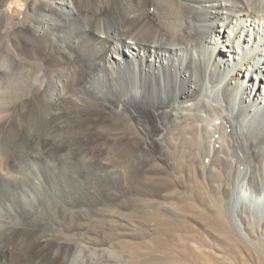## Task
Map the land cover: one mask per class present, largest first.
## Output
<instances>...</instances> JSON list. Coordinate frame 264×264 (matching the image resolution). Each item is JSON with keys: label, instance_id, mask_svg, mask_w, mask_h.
Returning <instances> with one entry per match:
<instances>
[{"label": "bare ground", "instance_id": "bare-ground-1", "mask_svg": "<svg viewBox=\"0 0 264 264\" xmlns=\"http://www.w3.org/2000/svg\"><path fill=\"white\" fill-rule=\"evenodd\" d=\"M0 159V264H111L74 226L155 161L264 236V0H0Z\"/></svg>", "mask_w": 264, "mask_h": 264}, {"label": "rangeland", "instance_id": "rangeland-1", "mask_svg": "<svg viewBox=\"0 0 264 264\" xmlns=\"http://www.w3.org/2000/svg\"><path fill=\"white\" fill-rule=\"evenodd\" d=\"M42 146H44V145L42 144ZM152 149H153V151L155 150L154 151L155 153H159V151H160V148L158 147V145H154L152 147ZM100 150L103 152L102 149H100ZM100 150H97V151H99V153L97 151L96 152L98 154L102 155V152ZM156 150H158V151H156ZM159 162L160 161H155L154 163L152 162L153 165H152V163L150 164V167L152 168L150 170L152 172L149 171L150 174H149V172H145L146 174L143 172V173H140L139 175L138 174H136V175L131 174V175H129L130 176L129 178L127 176L128 179H126V182H125L126 186L124 187V185H123V187H124L123 191L126 190L125 191L126 192L125 196H126L128 186H130L129 188L132 187L131 194H133L132 195L133 198L129 197L127 195V197L115 199L114 200L115 202L112 203V206H106V207L101 206L100 207L97 205L99 209L101 208L100 210L98 208L96 209L95 207L90 208V210L91 209L93 210V211L92 210L90 211L91 220H89V221L85 220V221L80 222L79 220L76 219L77 223L79 225L77 224L74 227L75 228L79 227V229H81L80 233H83V235L86 234L85 236L86 237L89 236L88 238L92 237V238H97V240H100V238H102L101 237L102 235L104 237H106L107 243L103 246V248L110 251V253H112L111 261H113L114 263L111 262V264H130V263L133 264L134 260L135 261L138 260V263L140 261L139 264H141V263L143 264V263L149 262V261H150L149 263L152 264L153 260L155 262L154 264H196V263L197 264H264V236L258 234L259 226H257L256 224L253 225V234L254 235H251L248 232L249 233L248 236H249L250 241L246 240L243 236H241L238 233V231L235 229L234 226H232L231 223L228 224L229 221L227 218L223 219V217L218 216L216 214L217 207H215V204H214V202H216L215 200L213 201V199H208V201L210 203L212 201V203L211 204L209 203V204L212 207L214 206L213 208H211V207L208 208V207H206V205L203 206L202 203H200L199 201L197 202L196 198L193 201L192 200L188 201L189 200V196H188L189 194L185 188V184H186L185 175H183L182 173L179 174L178 177H176L177 175H174L176 178L175 179L172 174H170L168 172L163 173L162 170L158 169L161 166V162L160 163ZM0 166H2L1 159H0ZM1 168L2 167H0V175H2L4 177L5 171H3ZM153 170H154V172H157V174L154 173ZM153 174H155V175H153ZM180 175L181 176L183 175L182 178ZM140 176H142V178ZM180 178H181V180H180ZM183 178H184V180H183ZM135 179H137L136 180L137 182L135 181ZM140 180H141V182H140ZM195 180H197V181L199 180V183L202 185V187L205 186L203 181H201L200 179L195 178ZM129 181L130 182L133 181V182L129 183ZM151 181H152V184H151ZM161 181H163V184H161L162 183ZM127 183H129L130 185H128ZM148 183H150V184H148ZM179 183H181L182 185L181 184L179 185ZM170 184H171V186H170ZM141 185H142V188H141ZM148 187L152 188V190H153V187H155L154 190L156 189L157 191H160L158 189H161L160 193H164V194H160L159 192H156L157 194H155V192H153V194L151 195L150 192H152V190L150 191V189ZM178 187L179 188L182 187V190H181V188L179 189ZM134 188H135V190H133ZM143 188H145V189H143ZM139 189H141V190H139ZM132 191H135L136 193L135 192L132 193ZM174 191H175V193H174ZM137 192L139 193V196H138ZM140 193H141V195H140ZM167 193H169V194L167 195ZM185 193H187V194H185ZM165 195L168 198L165 197ZM171 195H173V196H171ZM181 197H182V199H181ZM138 198H140L139 201H138ZM150 198H151V202H149ZM121 199H122V201H121ZM123 199H125L124 200L125 202L123 201ZM130 199H132V200H130ZM146 199L147 200L149 199V200L147 201ZM159 199H161V202L159 201L160 203L157 202ZM174 199H175V201H174ZM170 200H172L173 202L172 201L170 202ZM182 200H183V202H182ZM163 201H164V203H163ZM166 201L168 202V204ZM119 202H121V203H119ZM141 202L144 203V206L141 205V204H143ZM147 202H149V204ZM153 202L154 203L156 202L158 205H155L156 203L153 204ZM115 203H116V205H115ZM169 203H171V204H169ZM207 204H208V202H207ZM152 205H155V207L154 206L151 207ZM159 205H162L163 207L159 206ZM122 206L124 209L122 208ZM147 206H150V207H147ZM169 206H170V208H169ZM141 207H143L144 210H142L143 208H141ZM156 207L157 208L161 207V209L160 208L157 209ZM104 208L108 209V211L105 210ZM153 208H155V209H153ZM120 209H121V211H119ZM132 209L134 210V212ZM112 210H114V211H112ZM213 210L215 211V213ZM99 211L101 213L102 212L103 213L101 214ZM115 211L117 213H115ZM129 211H131V212H129ZM136 211H138L139 213ZM211 211H213V212H211ZM95 212H96V214H95ZM106 212L107 213L110 212V213L105 214ZM115 214H116V216H115ZM126 214H127V216H126ZM135 214L138 216H136ZM208 214H210L209 217L207 216ZM215 214L217 215V217L215 216ZM117 215L121 216L122 219L125 218L126 220H122L121 218H117L118 217ZM92 216H93V218H92ZM130 216H132V217H130ZM133 217H135V218H133ZM131 219L133 222L130 221ZM215 219H216V221H215ZM96 220H97V222H96ZM222 220L224 223L222 222ZM217 221H219V222H217ZM127 222L130 223L131 226L127 225L128 224ZM144 222H146V223H144ZM148 222L149 223L152 222V223L149 224ZM92 223H93V225H92ZM111 223L112 224L114 223V224L112 225ZM142 223H144L145 226H142V225H144ZM85 224H86V226H85ZM121 224L123 225V226H121L122 228L120 227ZM124 224L126 227L124 226ZM140 224H142V225H140ZM226 224L228 225V227ZM114 225H115V228H114ZM153 225H154V228H153ZM132 226H133V228H131V230H130V228H128V227H132ZM136 226H138V227H136ZM150 226H152L151 227L152 230H150V232L152 234L148 230V229H150V228H148ZM101 229L103 231H101ZM88 230H89V232H88ZM118 230H119V232L122 231V233H124L126 230H127V232H125L124 233L125 235H124V234H120L118 232ZM139 230H140V232H138ZM145 230H147V232L150 235ZM142 231H143V233H142ZM152 231H155V233H153ZM231 232L235 233L236 236H235V234H232ZM107 233H108V235H107ZM112 233H113V236H112ZM126 233H128V235ZM136 233H137V235H136ZM138 233H140V234L138 235ZM144 233H145V235H144ZM154 234L156 235V238H154V236H155ZM151 236H153V238H154L153 241H152ZM115 240L120 241V242H116ZM125 240H126V242H125ZM143 240H145L147 243L145 241H144L145 242L144 243ZM150 240L152 242H150ZM162 241H163V243H162ZM134 242H138V244L134 243ZM123 243L126 245V247L123 245ZM141 243L143 244V247L140 246ZM118 244H120V246ZM145 244H147V245H145ZM148 245L150 247H148ZM134 246H136V247H134ZM136 248H138V249H136ZM146 253H147V256H146ZM128 254H130V255L133 254V255L128 256ZM148 255L149 256L151 255L152 257L150 256V259H149ZM136 256H138V257H136ZM128 257H130V258H128ZM141 257L146 258V259H142ZM125 258H127V259H125ZM137 258H139V259H137ZM148 259H149V261H148ZM120 261H122V262H120ZM129 261H130V263H129ZM135 261H134V264H135Z\"/></svg>", "mask_w": 264, "mask_h": 264}]
</instances>
